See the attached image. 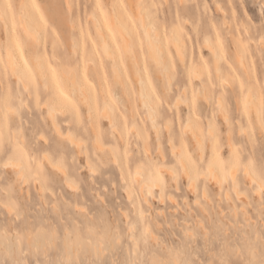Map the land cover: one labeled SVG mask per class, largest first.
<instances>
[{"label": "rangeland", "instance_id": "obj_1", "mask_svg": "<svg viewBox=\"0 0 264 264\" xmlns=\"http://www.w3.org/2000/svg\"><path fill=\"white\" fill-rule=\"evenodd\" d=\"M36 1L39 2L44 14L39 12L35 3ZM115 1L116 0H100V2L106 3L107 8H109V4L112 2L119 8L120 1L117 0L118 3ZM159 1L161 2V4L159 3V11H157L159 14L161 10L165 9L166 2H170L171 4L178 2V0ZM163 1H165V3ZM220 1L224 12L222 10L220 11H222L223 14L222 12L220 13L219 10H215V4L212 0H182L181 3L190 8L193 12L196 8L198 9L201 26L211 29L210 22L220 26L219 32L223 34V54L227 59H231L233 54L228 36L234 33L235 28L233 21L242 20L248 24L247 26L250 27L251 31H255L257 34V32L262 30L261 25L264 24V15H262L261 11L264 0ZM97 2L98 0H0V8L6 3H11L13 5L12 9L7 12L5 19H3L4 22L0 20V126H2L1 122H3L1 119L5 121L3 122V126L5 123L4 128L2 129V127H0V264H93V262H96V264H151L149 260L151 250L150 241H147L146 236L140 231L142 227L138 220H136V231L138 232L136 253L131 251L133 245L127 234L122 233L121 238L116 242L110 236V233L106 234L104 232L107 226H109V223L113 222L117 224L120 223L122 227H126L123 222L124 215L121 212L125 211L129 213L130 217L134 216V211L131 210L132 206L130 202L133 201L138 190L136 185L131 181L129 174H124V176L119 174L117 167L119 163H121L122 157L124 158L121 153L123 151L119 150L120 152L118 155L120 158L121 154V158L119 161L117 156L118 161L116 160V163L107 153L99 157L92 147V139H90L91 136H89L88 133V131L90 132V130L96 127L100 133L103 132L101 133L103 140H107L105 142L111 144L109 139L110 127H112L110 125L112 124L110 123L108 125L107 118L103 117L101 114L103 111L100 109L103 106H101L100 103L103 102L104 105H108L106 108L107 110H109L111 106L110 111L113 115L112 119L114 118L113 120L116 121L117 128L118 125H122L121 121H123L120 108L123 107L122 104L126 101V98L129 99V97L124 94L122 95L123 92L121 93L124 79L122 78V85H119V83L115 82L112 79L113 77H111L110 59L104 56L105 54L101 53V51L99 53V51L93 49L90 45V39H94L95 42H98L93 23H100L103 20V9L96 6L98 4ZM19 3H22L23 7L27 8L25 11L28 13L26 14V12H23V15H27L26 18L29 24H26L28 29H35L34 31L32 30V33L31 30H29V32L34 35V43L29 37L26 38L25 35L28 36V34H22V29L15 24L17 10L19 11V9H21L18 6ZM69 3L74 5L71 11L67 8ZM231 5H233L235 10L234 19L231 18ZM245 12H247L250 18L255 22V26L252 25L254 23L250 21ZM95 17L97 21L91 22ZM222 17H225V20L231 24V31L228 35H226L228 28L221 26V23H223ZM174 19L175 18L171 16V18L166 20V25L168 26L174 23ZM184 23L186 27L185 30L188 32L185 40L189 48H191V54L194 59H198V42L196 40L195 29L192 27L189 20L184 21ZM100 24L103 26L102 23ZM101 25L99 26L102 27ZM30 26L32 28H30ZM237 27L240 29L242 28L239 23ZM34 32L37 35H35ZM88 32L90 36H88ZM103 32L105 36L108 35L109 39L110 35L107 34L108 32L106 33L105 29H103ZM17 38H21L27 54L33 53L36 58L38 53L44 54L43 58L39 61L42 66V71L45 73L42 75L43 79L42 77L40 78L34 75L28 65L22 63L20 55L22 52L20 51V45L17 44ZM105 38L107 39V36ZM108 39L107 42H110ZM213 39H215L214 36ZM75 41H77V43H75ZM30 44H34L35 47L32 45L31 48H29ZM73 44L76 46L75 49L80 52H74L75 46ZM85 45L87 48L89 45L90 49L88 50ZM6 46H9L10 49L8 47L6 48ZM112 46L111 49H114ZM5 48L9 49V52L19 61L21 67L20 74L22 76L21 80H18L16 75L7 67L4 60V54L7 51H5ZM84 49H86V51ZM35 50L37 55L35 54ZM84 52H87V54ZM202 52L206 56V59L210 58V52L206 47H202ZM252 52L255 69L258 74H262L264 70V50H262L260 57L254 55L255 49L252 48ZM86 55H89V57L87 56L89 63L82 64V62H80V60H82L80 56L83 57L82 61H84L86 60ZM93 57L96 59H93ZM89 60L93 62L97 70L99 67L101 68L102 75L95 76L91 68L93 65ZM97 60L98 63L96 62V64H94ZM174 60L175 62L168 70L173 76V78H170V80L172 79L171 83L175 85L176 83L184 81V77L181 63L177 56L174 57ZM98 64L100 66H98ZM94 66L93 68H95ZM116 66L120 70L119 64ZM85 67L89 70L88 79L91 80L89 82L95 87L97 92H99L98 90L100 88H102L100 90L104 89V82L107 85L106 88L101 91L104 97H106H102L104 101L101 100L102 94L100 92L97 94L95 91L96 95L94 93L93 96L92 91L91 95L94 98L90 97L89 91L92 89L85 85L90 102L92 101L90 98L94 99L93 103L95 100L97 102H95L94 105L90 103L91 106H95L96 110L100 107L99 110L101 112H99V110L96 111L94 108L93 112L96 111L94 114L91 113L93 107H90L91 111L88 109L90 112L87 113L89 114H86L85 111L87 109L85 107L79 108L76 102L77 97L73 93L74 90L71 89L73 80L64 75L69 71L68 74H73L75 72V74H81L82 76L83 68ZM51 68H56V72L53 73ZM147 71L151 77L155 91L160 93V81H162L161 78H163L162 74L154 72L150 68L149 63L147 64ZM55 74L59 76V90L70 98L68 103V98H66V100H60L59 98V103H57V99H55L56 103L53 100L54 97H56L54 94L57 91V89L55 91ZM97 74H100L99 71ZM39 78L41 81H39ZM223 83H214L213 91L214 93L223 91L225 96L226 102H224V105L225 103L226 105H223V108L228 112L225 113L229 115V126L231 127L230 134L235 146L233 148L236 151L235 154L238 155L236 157L237 170L235 171H237V173L235 172V175L238 179L239 195H241L242 199L245 201L237 199L235 191L231 189V176L228 175L229 173L226 174V178H223L220 191L217 190L218 188H216V185L211 184V181L206 180L207 178L205 175H198L195 178L196 189H192V191L187 187V181L183 180L182 177L178 176L177 179L174 180L176 182L175 185L174 181L170 180L168 186L163 189L164 191H162L160 195L162 197L160 201L156 196L158 195L157 193H159L158 186L152 187L151 198L149 193H146V195H148L146 197H149L148 200L152 207L151 210L153 214L159 212L157 219L160 223L158 225L159 228L152 225V230L159 235L160 240L170 242L174 247H181L183 252L181 258L179 257L180 253L175 252L177 255L179 254L178 256L174 253L172 254V260H176L177 264H264V196H262L261 193V188H264V175H262V170H264V134L258 133L255 129L251 131V147L250 140H248L245 134L248 127L244 113L235 101L231 86L228 85V83ZM116 84L118 86H116ZM233 85L236 88L235 82ZM106 95L109 96L108 99ZM48 100L52 102V104H49L50 102ZM108 100L111 104H108ZM60 102H63V104ZM213 103L214 104L211 102L210 105L204 104L203 102L198 103L196 107L198 115L196 116H200V121L204 122L214 109H218L217 103L214 102V100ZM63 105L68 106L64 107ZM184 105V103H180L181 116H185L187 110V106ZM119 106L120 108H118ZM3 107H9L10 109H6L5 111ZM212 107H214V109ZM140 108L137 112L143 117L145 109L143 110L142 107ZM52 110H54V114L52 113L53 119L50 118L51 115L49 116ZM17 112L18 115H16ZM218 112L216 114L213 113L218 127L215 126L219 129H214V132L218 131V136L217 133L214 134L218 137V146L222 149H226L225 131L229 127L228 124L225 123V119H222L221 113L218 114ZM91 114L95 116L92 117ZM97 115L99 118L96 117ZM115 115L117 116L115 117ZM170 115L175 131L173 150L175 149L176 152L179 147L181 148V145H179V142L177 143L176 140L178 137V130L175 122L177 120L173 111H170ZM93 118L96 119L94 120ZM91 120L93 122L96 121V123L93 124L94 126L91 125ZM98 121L101 122L99 123ZM90 125L93 128H91ZM238 125H240L243 130L245 129L244 131L246 132L239 130ZM55 126H58L57 128L63 135L59 136V134H57V128ZM86 126L89 127V129ZM142 127L144 129L143 141L148 145V150L154 155L156 146L154 135L151 129L146 130V122L143 123ZM66 132L69 133V136L72 134L75 140H71V136V139H68V141L65 134ZM92 132L90 133L92 134ZM76 139H81V143L87 146L82 145L76 148L75 142H78ZM72 142L74 144H72ZM81 143H79V145H81ZM160 144L165 154L164 162H167V164L166 162L165 164L178 169L179 166L175 161L174 152H170L173 150L170 149L171 147L168 145L166 134H162ZM143 148L144 146L142 145L140 150L143 151ZM78 150L79 152L85 150L87 152V157L85 155L86 152L82 151L79 153L77 152ZM43 156L50 160H45ZM225 156L228 157V152H226ZM131 158H133L132 154ZM16 160L21 162L22 169L16 168L15 165L12 164V161L15 163ZM5 164H9L8 167H5ZM89 165H92L91 168ZM244 165H249V167L257 173V176H259L257 178L258 180L256 179L257 184H254L255 182L252 184L253 181H251L250 184L245 182L243 179L244 174H242V167ZM224 167L227 169V171H225V173H227L228 162H225ZM18 170L23 171L19 174ZM201 174L204 173L201 171ZM258 182H261L260 184L262 186L260 187V194L255 192ZM203 187L207 189L209 200L201 195V189ZM225 189L228 190V194L233 200L232 202H234L236 212L232 209L231 201L229 202L225 199ZM142 190L145 192L147 191L144 186ZM127 193L130 196H128ZM153 195L154 197H152ZM76 203L83 205L88 211L95 214V222L101 224L100 226H104L101 232H104L105 235L100 237V242L98 244L100 250H98L96 254L91 252L89 246L86 247V245H84L86 243L84 239L82 241L84 243L83 247L86 248H80L77 256L72 252L65 251L63 248L64 244L62 243L65 241L63 239L66 232H68L66 235L73 239H75L77 232L90 238L93 237V235L101 233L100 230L90 229L85 231V224H82L80 227H75V224H71L74 222L71 217L75 219V215L83 219V221L86 220V216H80L75 213ZM4 204H11L18 209L19 219H16L14 213L9 212L7 208L3 207ZM242 210H245L247 213H243ZM172 218H175L176 221L174 222ZM194 218H197V220ZM180 219L185 220L186 223L184 224ZM199 220L202 223V227L198 226L199 223L197 221ZM63 225H68V231H64ZM100 226H98V228H101ZM183 226L185 229L188 228L189 232H193V236L185 237ZM100 243L102 245H100ZM125 246L127 247L125 248ZM163 257L167 262L168 257L166 255Z\"/></svg>", "mask_w": 264, "mask_h": 264}, {"label": "bare ground", "instance_id": "obj_2", "mask_svg": "<svg viewBox=\"0 0 264 264\" xmlns=\"http://www.w3.org/2000/svg\"><path fill=\"white\" fill-rule=\"evenodd\" d=\"M119 1H120L119 8L116 7V4L114 5V2L110 3L109 8H107L106 3L104 4L100 2V0H98L97 3H99L100 7L103 9L102 10L103 20L102 22H100L103 24V26L100 23H93L96 33H97L96 36L98 37V42H95L94 39H90L91 40L90 45L93 49H95L96 51H99V53L101 51V53L105 54L104 56L110 59V66H111L110 70L112 71L111 77H113L112 79L115 82H118L119 85H122V78L124 79L123 89H122L123 91L121 90V93L123 92L122 95L124 94L125 96L129 97V99L125 97L126 101L123 102L122 104L123 107L122 105H121L122 108H120V106L118 107L121 109V118L123 119V121H121L122 125L120 126L118 125V127L116 128L117 126L115 123L116 121L113 120L114 118L112 119L113 115L110 111L111 106L109 110H107L106 108L108 107V105L107 106L104 105L103 102H102L103 105L102 103H100L101 106H103L100 109L101 111H103V113L99 110L100 107L97 108L96 110L95 106H91V104L94 105L96 100L93 103L94 99L90 98L92 100L90 102L89 94L86 90L85 85L87 87H91L92 89L89 91L90 97L94 96V93L96 90H95V87H93V85L89 82L91 80L88 79L89 70L88 68H86L87 65L85 68H83L84 70H83L82 76L81 74L80 75L75 74V72L73 74H68L69 71L68 73L66 72V74L64 75L67 78L73 80V82L71 83L72 84L71 89L74 90L73 93L77 97L76 102L78 103L79 108L85 107L87 110L88 109L90 110V107L91 108L93 107V109H91L92 111L90 110L92 114L96 113V111L99 110V112H101L103 117L107 118L108 125L110 123L112 124L110 125L112 126L110 127L111 129L109 128L110 129V139L109 140L111 141V144H109L108 142L107 143L105 142L107 140L104 141L103 138L101 137L102 136L101 133L103 132L100 133L96 129V127L94 129L91 126L94 123H96V121L93 122L91 120L93 123L90 122L91 123L90 127L93 128V130H90V132L92 131L93 132L91 134L88 131V133H89V136H91L90 139H92L93 149L99 155V157H102L104 153H107L110 156V158L113 159V161L115 160L114 161L115 163H116V160L118 161L119 159L120 161V158H121V154H120V158L118 155L120 152L119 150L123 151L124 153L123 152L121 153L123 154L124 158L122 157L121 163L118 162L119 165L117 167L119 174L121 176H124V174H129L131 181L136 185L137 190H138L133 201L130 202L132 206L131 210L134 211L133 213L134 216L130 217L129 213L125 211L121 212L124 215L123 222L126 227H122L120 223L117 224L116 222H113V223H109V226H107L104 232L106 234L110 233V236L116 242L119 241V239L122 236V233L127 234L128 238L130 239L133 245V247H131V251L133 253H136L137 244H138V232L136 231V220H138L140 223V226L142 227L140 231H142V233L146 236V240L150 241L149 242L151 245L150 256H149L150 263L151 264H171V263L175 264L176 260H172L173 258L172 254L174 253L176 256H178L179 254L177 255V253H180L179 257L181 258L183 254L181 247H174L170 244V242L160 240L159 235H157L156 232L152 230V225L159 228L158 225L160 223H159V220L157 219L159 212H155L153 214L151 210L152 207L150 206V203L148 200L149 197L148 198L146 197L148 196L146 195V193H149L150 198H151L152 187L158 186L159 193H157L158 195L156 196H157V199L159 198V201H160L162 198L160 195L162 194V191H164L163 189H165L168 186V183L170 180L174 181L177 179L178 176L182 177L183 180L187 181V184H188L187 187H189L192 191V189L193 190L196 189L195 178L198 175L200 176L205 175V177L207 178L206 180L211 181V184L216 185V188H218L217 190L220 191L222 188L221 187L222 180L226 176V174L229 173L228 175L231 176V180H230L231 189L235 191L237 195V199L243 200L241 195H239L240 190H238V179L236 178V175H235V172L237 173V171L235 170H237L236 169L237 168L236 157L238 155L235 154L236 151L233 148L235 146L231 138V134H230L231 127L229 126L230 124V119L228 117L229 115L226 114L228 112H226L223 108L226 105V103L224 105V102H226L225 96H224L223 91H217L214 93L213 84L216 82H218L219 84L226 82L223 84L228 83V85L231 86V91L233 92L235 101L238 104V106H240L247 120V127H248V130H246L247 132L244 131L245 129L243 130V128L240 125H238L239 130L246 132L245 133L246 137L248 138V140H250V144L252 147L251 131L255 129L257 130L258 133H261V129H260L261 113L264 112V105H262L261 103V85H264V70L262 71V74H258L257 70L255 69L252 48L255 49L254 55L260 57L262 50H264V44H261V36L264 35V31L260 30L256 34L255 31H251L250 27L247 26L248 24L243 22L242 20L233 21L235 30H234V33L231 32L232 34L228 36L233 57L231 59H227L223 54V50H224L223 40H222L223 34L219 32L220 26H218L217 24L215 25L213 22H210L211 29L201 26L200 21H199L200 20L199 11L197 8L194 12L191 11L190 8L186 7L185 5H182L181 3L182 0H180V2L178 0V2H175L173 4H171L170 2L165 3V1H163L166 4V7L165 9L161 10V13L159 14L157 12L159 11V3L161 4L159 0L157 1L155 0H119ZM212 1L215 4V8H216L215 10L223 11V7L221 5L220 0H212ZM229 1L231 2V0ZM115 2H117V0ZM35 3L39 9V12L44 14L39 2L36 1ZM18 6L21 9H19V11L17 10V18L15 19V24L18 25L19 28L22 29L23 31L22 34L24 33L28 34V36L24 34L25 37L26 38L29 37V39L33 42L35 39L33 38L34 35H32L31 33H32V30L34 31L35 29H33L31 26L30 28L32 29H28V26L26 24V23L29 24V21L26 18L27 15H23V12H26L25 10L27 8H24L22 3H19ZM222 11H220V13ZM231 11H232L231 18L234 19L235 10L233 8V5H231ZM27 13L28 12H26V14ZM245 14L246 16H248L250 21L254 23L252 25L255 26V22L250 18L249 14L247 12H245ZM171 16L175 18L174 23H171L170 25L167 26L166 20L171 18ZM222 18H223L222 20H223L224 25L223 23H221V26L228 28V31L226 32V35H228V33H230L231 31V24H229L225 20V17H222ZM95 19L96 17L93 18L91 22L97 21ZM186 20H189L191 22V25L195 29V32H196V40L198 42V59L196 58L194 59V57L191 54V50H190L191 48H189L188 43L185 40V37H187L186 35H188L187 30H185L186 27L184 23V21ZM238 23L241 25L242 27L241 29L237 27ZM99 25H101L103 29L106 30V33L108 32L107 34L110 35L109 37L111 38V40L110 38L108 39V35H106L107 39L110 42H107V39L105 38L106 37L105 33L103 32L102 27H100ZM29 30H31V33L29 32ZM35 35L37 34L35 33ZM88 36H90V34ZM213 36L215 37V39H213ZM16 40H17V44L20 45V48L22 49V50L20 49V51L22 52L20 54L22 63L28 65L29 69L34 73V75H37L41 78L42 75L45 73H43L44 71H42V66L39 62L40 60L38 61L36 56L33 55V53L27 54V51H25L24 49L21 38H17ZM75 43H77V41H75ZM32 45L34 46V44ZM32 45L30 44L29 48H31ZM73 45L75 46V44ZM111 46L114 49H111ZM203 46L206 47L208 51L210 52L209 59H206V56L202 52ZM7 47L10 49L9 46H6V48ZM85 47L87 48L86 45ZM6 48H5V51L6 50L7 51L4 54L5 63L7 67L9 68V70L13 72V74L16 75L17 79L21 80L22 76L20 74L21 67H20L19 61L16 59L15 56H13L9 52V49H6ZM75 48L76 46L74 47V49ZM87 49L88 50L90 49L89 45ZM84 50L86 51V49ZM76 51L77 50L75 49L74 52ZM84 53L87 54V52H84ZM35 54L37 55V52ZM87 56L89 57V55H86L85 56L86 60L84 61H82L83 57L80 56V58H82V60H80L82 64L89 63L87 60L88 59ZM175 56H177L178 60L181 63L184 81H181V83H176L174 85L171 83L172 79L170 80V78H173V76L170 74L171 72L168 69L175 62L174 60ZM93 59H96V58L93 57ZM96 62L98 63V60L95 61L94 64H96ZM90 63L93 65L92 61H90ZM148 63H149L150 68L154 72H159L162 74L163 78H161L162 81H160L161 82L160 91H161L163 84L165 82L168 83V91L165 95L164 102L162 105H159V102L155 100V97L159 95L160 93H157L154 89L153 82L147 71ZM99 64L98 66H100ZM117 64H119L121 71L116 66ZM93 66L91 67L90 65L95 76L96 75L100 76L103 74L101 72L102 70H100L101 69L100 67L97 70V68L95 66H94L95 68H93ZM98 71L100 74H97ZM40 78H39V81H41ZM54 79H55V85H56L55 91L57 89L56 92L58 95V98H57V95L55 92L54 95L56 97H54L53 99L54 102H55V99H57L58 100L57 103H59L60 100H64V99L66 100V98H68L67 100V103H68L70 99L69 96L59 90V76L55 74ZM80 79L82 80V82ZM97 82H98V79H97ZM234 82L236 84V88L233 85ZM241 83L244 84L243 88L240 87ZM104 86H105L104 87L105 89L107 86L105 82H104ZM116 86L118 85L116 84ZM100 89L98 91L101 93V91H103L104 89L103 90H100ZM99 92L96 91L97 94ZM101 94H102L101 96V100H102L103 99L102 97H104V95L103 93ZM109 96H107V99ZM96 99L98 101L97 96H96ZM213 100L214 102L217 103V106H218V109L216 110L214 109V107H212L214 109L213 111L216 112L218 110L219 111V112L217 111L218 114L221 113L223 117L222 119H225V123L228 124V127H229L225 131V136H226L225 145H226L227 150L222 149L217 144L218 143L217 142L218 141V137H217L218 131L216 130H219V129L216 128V126L218 127V125H216L217 123L215 122V117H214L215 116L214 114H216L217 112L214 113L212 111V113L208 115L209 117L206 120H204V122L200 121L201 120L199 118L200 116L198 117L196 116L198 115L196 111V107L199 102H203L204 104L210 105L211 102L212 104H214ZM107 102L108 104L110 103L109 100ZM60 103L63 104V102H60ZM180 103L181 104L184 103L187 106L185 116H181L180 114ZM49 104H52V102H50ZM48 105L47 107H49ZM65 106H68V105H65ZM140 107H142L143 110L145 109L144 111L145 113L142 112L145 115L144 116L142 114L143 117H141V115L137 112ZM94 108L96 110L95 112H93ZM3 109H5L6 111V109L9 110L10 108L3 107ZM58 110H55V111H58ZM87 110L85 112L86 114H89L87 112H90V111L89 110L87 111ZM53 111L54 110H52V112L50 113L48 111L49 116L51 115L50 116L51 119L54 118L52 115ZM170 111H173V114L175 115V118L177 120L175 122V125L178 130V137L176 140H177V143L179 142V145H181V148L179 147L178 151L176 150V152H175V149L173 150V146L175 143V140H174L175 131L173 129V124L171 121L172 118L170 115ZM16 115H18V112L16 113ZM94 116L92 115V117ZM116 116L117 115H115V117ZM96 117H98V115ZM1 120L5 122L3 119ZM87 120H88V117H87ZM97 120H100V119H97ZM115 120H118V119H115ZM3 122H1L2 126H0L2 127V129L5 126V123L3 126ZM145 122L147 123L146 130L151 129V132L153 133L154 138L156 140L154 155H152V152L148 150V145L145 144L143 141L144 129L142 126H143V123ZM53 125H56V124H53ZM87 128L89 129V127ZM214 129H216L215 130L216 132H214ZM56 131H57V134H59V136L63 135L62 133H60V130L58 128ZM214 133L215 134L217 133V136ZM65 134H66L67 140L68 139L70 140L72 134L70 136L68 135L69 133L67 132ZM162 134L163 135L166 134L167 136L168 145L171 147L170 149L173 150L170 152L171 153L174 152L173 155H175L174 156L175 161L176 163H178V166H179L178 169H176L175 167L167 166L166 165L167 162L165 161L166 164L164 162L165 154L163 153V150L160 144ZM73 139L74 137L72 136L71 140ZM76 140H78V142H75L76 148H79L82 145L87 146L86 144L81 143L82 142L81 139H76ZM79 143H81V145H79ZM72 144L74 143L72 142ZM142 145L144 146L143 151L140 150V147ZM193 148H194V152H193ZM79 150L77 152H79ZM82 151L86 152L85 150H82ZM226 152H228V157L225 156ZM131 154L133 158H131ZM85 155L87 157V152L85 153ZM117 156H118V159H117ZM43 158L45 157L43 156ZM46 158L45 160L48 161L49 158L48 159ZM225 162H228V172L227 173H225V171H227V169H225L224 167ZM20 163L21 162L17 160L15 161V163L12 161V164L15 165L16 168L22 169V165ZM86 163H87V160H86ZM201 165L203 168L201 167ZM91 166L92 165H89L90 168ZM243 167H242V170H243L242 174H244L243 179L245 180V182L247 184H250V182L253 181L252 184L254 182H255L254 184H257L256 179L259 177L257 176V173L252 168H250L249 165H244ZM173 170H175V175L173 174ZM22 171L18 170L19 174ZM201 171L204 174H201ZM122 180H123V177H122ZM260 183L261 182H258L257 187L255 186L257 188L255 192L257 194H260L259 192L260 187H262ZM175 184L176 182L174 181V185ZM143 186L146 188L147 190L146 192L142 190ZM201 191H202L201 195H203L205 199L209 200L210 198H209V195H207L208 194L207 189L203 187ZM127 195L130 196L128 193ZM224 195H225L226 201H229V202L231 201L230 203H231L232 209L236 212L234 202H232L233 200L228 194L227 189H225ZM152 197H154V195ZM168 197H171V196H168ZM75 213L79 214L80 216L82 215L86 216L85 221H83V219L78 218L76 215H75V219L74 217H71L74 220V222H72L71 224H75V227H80L82 224H85L86 225L84 227L85 231H88L90 229L100 230V232L103 231L104 226L103 225L100 226L101 224H97L95 222V218H96L95 214L88 211L83 205L76 203ZM243 213H247V212L244 210ZM172 219L174 222L176 221L175 218H172ZM194 219L197 220V218H194ZM181 221L184 224L186 223L185 220H181ZM197 222L199 223L198 226L202 227V223L200 222V220ZM93 226H97V227H93ZM98 226H100L101 228H98ZM183 228H184L183 233L185 237L193 236L192 235L193 232H189V229L188 228L185 229L184 226ZM63 229L64 231L65 230L68 231V225H63ZM104 232L93 235V237L91 238L87 236L85 237L84 235L77 232L75 239L69 238V236L66 235L68 234V232H66L64 234L65 236L63 239L65 241H63L62 243L64 244L63 248L65 251L70 252V253L72 252L75 254V256H77L78 251H80V248L83 247L84 243L82 241L84 239L86 241L84 245H86V247L89 246V248L91 249V252L93 254H96L97 251L100 250L98 244L100 242V237H103L105 235ZM100 245L102 244L100 243ZM86 247H83V248H86ZM126 247L127 246H125V248ZM164 255L168 257L167 262L166 260H164V257H163Z\"/></svg>", "mask_w": 264, "mask_h": 264}, {"label": "snow or ice", "instance_id": "obj_3", "mask_svg": "<svg viewBox=\"0 0 264 264\" xmlns=\"http://www.w3.org/2000/svg\"><path fill=\"white\" fill-rule=\"evenodd\" d=\"M96 6L100 7L99 3ZM12 7L13 5L11 3H6L2 6V8H0V20L5 19L7 12L11 10ZM73 7L74 5L72 3H69L67 5V8L69 11H71ZM261 11H262V15H264V5H262ZM261 27H262V30H264V24H262ZM261 44H264V35L261 36ZM43 55H44L43 53H38L37 60L39 61L40 59H42ZM56 70H57L56 68H51V71L53 73H55ZM240 87L243 88L244 84L241 83ZM167 91H168V83L165 82L161 88L160 94L155 97V100L159 102V105L163 104ZM261 103L262 105H264V85H261ZM260 129H261V133L264 134V112L261 113ZM4 166L8 167L7 164H5ZM173 174L175 175V170H173ZM262 175H264V170H262ZM261 193H262V196H264V188L261 189ZM3 207L7 208L9 212L14 213L16 216V219H19V211L13 205L4 204ZM93 264H96V262H93Z\"/></svg>", "mask_w": 264, "mask_h": 264}]
</instances>
